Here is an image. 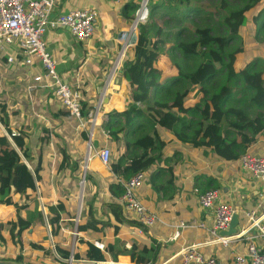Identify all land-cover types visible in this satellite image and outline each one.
Returning <instances> with one entry per match:
<instances>
[{"label": "trees", "instance_id": "16d2710c", "mask_svg": "<svg viewBox=\"0 0 264 264\" xmlns=\"http://www.w3.org/2000/svg\"><path fill=\"white\" fill-rule=\"evenodd\" d=\"M163 1L152 0L151 19L140 25L135 38L134 57L131 60L126 59L123 65L130 101L125 109L111 111L110 116L116 119L115 124H103L106 130H110L107 140L112 146L109 165L104 167L113 176L109 183L112 198L104 201L101 207V215L105 218L96 216V196L92 199L85 196L81 220L77 225L81 234L91 231L96 237L111 233L114 239L107 242L104 248L97 246L94 241H87V250L75 251V259L117 261L119 255L129 254L132 261L138 264L154 262L157 248L149 238L124 247V241L118 237L123 226L136 227L137 230L140 227L136 218L125 213L118 201V197L125 190L119 179L128 181L136 172L143 171L146 178L139 192L146 186L158 193L161 199L169 201L171 208L182 190L183 184L180 181L191 173L186 170L188 165L193 164V156L186 154L188 148L194 149L201 159L206 158L212 151L226 162H234L242 153L250 151L252 145L259 141L258 135L264 131L263 125L256 124L264 121V111L258 112L253 119L248 111L252 104L264 106V100H257V92L264 95V88H259L264 84V74L257 65L258 60H252L240 69L228 60V47L241 37L243 28L249 23L250 12L263 0H246L240 7L231 10L225 18L226 34L214 33L210 26L197 27L192 39L179 40L171 45L172 53L179 58L175 62L178 74L167 78L165 82L161 80L165 71L158 65L163 54L162 46L166 44L163 36L165 28L156 23L154 16L158 13L175 16L178 8L171 5L168 7L165 5L166 1ZM170 2L188 4V0ZM132 5L135 12L140 4ZM197 11V8L190 7L180 16L177 15L176 20L180 22L183 15L190 17L198 13ZM253 20L258 24L257 32L261 33L264 29V9L254 15ZM172 32L181 35L183 29H173ZM237 50L243 51L244 47ZM21 61L22 56L17 69L24 72V63ZM191 62L195 65L192 70L187 71ZM4 63L9 64L6 56ZM221 75H225V81L220 80ZM187 83L189 87L186 86ZM233 84H239L240 88H234ZM174 86L180 88L175 89ZM24 90L23 87L19 89L18 99L13 100L12 105L6 99L0 98V203L16 207L15 215L0 221V239H4V229L7 226L10 227L9 232L15 245H22L21 238L31 227L40 225L46 229L40 203L36 198L39 188L56 249L63 258H68L70 250L63 248L59 242L67 238L63 228L68 218H76V207L71 204V196L66 191H63L55 203L49 201V172L45 165L52 151L49 128L44 125L39 129L28 121L15 127L11 124L12 118L31 112L29 101L23 97ZM195 90L202 93L198 101L194 104L187 103L186 99ZM153 91L161 99H156L155 104L151 105L149 101ZM49 94L53 100L59 99L55 91ZM42 95L41 90L37 91V108L41 106L39 98ZM81 103L82 118L87 121L92 106H88L83 97ZM21 104L25 105L24 114L20 110ZM51 113L56 117L70 114L65 108L60 109L59 114ZM4 129L12 136V140ZM14 130L18 134L14 135ZM83 131V138L87 142V128ZM140 131L142 133L134 137V140L130 138ZM165 131H169L172 137L166 138ZM96 136L97 131L94 138ZM52 137L56 141L59 156L55 184L65 180L67 171H70L75 180L79 179L83 173V158L74 159L64 143V136L59 132H55ZM175 142L180 147L175 145L169 150L170 144ZM91 178L90 171L87 170L86 184ZM211 187H219L217 178L197 176V189L205 191ZM17 194L20 195L19 200L15 199ZM147 207L156 217H160L158 211L150 205ZM71 225H76L75 220H72ZM146 235L148 236L147 233ZM28 243L30 247L43 249L45 254L51 257L53 255L52 258L56 259L52 250L46 249L42 244L34 241ZM8 260L22 262L24 258L18 255Z\"/></svg>", "mask_w": 264, "mask_h": 264}, {"label": "crops", "instance_id": "0c3cea01", "mask_svg": "<svg viewBox=\"0 0 264 264\" xmlns=\"http://www.w3.org/2000/svg\"><path fill=\"white\" fill-rule=\"evenodd\" d=\"M140 2L141 0H55L54 16L86 7L97 8L100 12L95 35L87 42L77 41L68 30L63 28L51 30L46 34L48 48L57 59L59 72L71 84L80 87L82 97L88 106H92L91 110L98 104L104 89L106 76L112 70L113 64L121 51L122 43L119 36L128 29L135 15L132 4H140ZM133 57L134 47L129 49L127 55L122 59L120 73L116 76L115 83L119 84L120 88L114 89L111 87L107 91L100 110V119L97 123V136L94 138L97 147L106 145L112 151V146L103 133V130H105L103 124L106 122L109 125L115 124L116 119L110 116L111 111L113 109H125L130 101L128 81L123 74V65L126 59L131 60ZM4 58L5 55L0 53V98L6 99L9 105H12L13 100L18 99L19 89L23 87L25 88L23 97L24 99L27 98L31 106V112L24 114L25 105H20V110L24 116L20 115L12 118V126L15 127L28 121L36 128L42 129L44 125L49 128L52 151L45 163L46 171L49 172V201L55 203L57 198L62 196L63 191H66L71 196L70 202L76 207V214L78 215L79 208L80 213H82L84 197L88 196L89 199H92L96 196L94 201L96 216L105 218L101 215V207L104 201H110L112 198L109 191V183L112 181L113 176L98 158H96L98 161L93 159L89 163L88 170L92 178L88 180L87 184L86 180L84 184H81L83 173L79 179L75 180L70 171L66 172L63 182L55 184L54 181L59 156L56 141L52 137L53 134L59 132L64 136V143L67 144L68 150L72 153L74 159L83 158L84 170L88 142H85L86 139L83 138V130L87 128L88 132L90 129L89 117L85 121V127H83L79 119L71 114L68 116L60 115L59 117L53 116L52 113L50 114V112L59 114V110L64 108L61 106L59 99L55 101L50 98L49 93L54 92V90L47 87L46 83H42L38 84V87L30 95L28 87L30 84L35 83L33 74L24 64L25 71H18L19 61L5 64ZM40 90L43 95L39 98L41 106L37 108L35 99L37 91ZM196 91L193 92V95ZM262 96L264 97V95ZM198 99L195 96L191 104L196 103ZM257 100L263 101L264 98L259 96ZM165 136L166 138H171L172 134L169 131H165ZM175 145L180 147V144L175 142L170 144L169 150L173 149ZM262 145H264V140L259 139L257 143L252 145L250 151L257 154L262 153L264 152V149L261 148ZM186 154L193 156V164L188 165L186 169L191 173L180 181L183 186L175 205L169 208V201L161 199L158 193L146 186L140 192L138 189V199L146 207L150 205L158 211L160 217H157L154 224L147 228L144 234H139L136 227L123 226L118 235L124 241V247H130L133 243H140L142 239L147 238L155 244L157 248L156 259L153 260L154 262L151 261L146 264H176L181 259V251L193 245L200 246L207 256L214 255L224 261L230 259L232 251L245 249L247 241L244 237L236 240L229 248H225L222 244L213 241L214 236L210 229L214 226L215 214L212 209L203 208L199 204L196 191L197 176L206 175L218 179V188L221 189L222 195L220 201L233 204L239 214V225L236 227L237 233L258 234V227H253V220L259 219L260 223L264 224V190L260 184L254 182L248 177L246 172L241 170L238 161L226 162L212 151L206 158L201 159L197 152L190 148L186 150ZM184 157L187 156L185 155ZM119 180L121 182V179ZM19 198L20 195L17 194L15 199L19 200ZM36 198L40 203L46 229L44 230L40 225H36L35 228L31 227L28 233L22 236V245H15L9 232L10 227L7 226L4 229V239H0V261H9V258H15L14 255L19 254L23 256L28 264H68L65 261L67 258H63L58 253L55 239L50 232L51 226L49 224L48 227L46 223L45 216L47 217V212L39 188ZM162 200L164 203L161 202ZM121 205L123 206V204ZM123 208L125 213L136 218L134 213L128 212L124 206ZM15 211V205L0 203V221L3 222L15 215ZM23 214L25 215V212ZM72 220L74 218H68L63 228L67 238L59 242L63 248L70 250V254L72 251L85 252L88 248L87 241H94L97 246L104 248L107 242L114 239L111 233L106 236L95 237L91 231L87 234L79 233L80 236L74 237L72 231L76 225L74 227L71 225ZM201 222L206 224V227H200L199 224ZM258 240L261 241L262 237L258 238ZM29 241L38 242L46 249L52 250L56 259L52 258L53 255L51 257V255L45 254L43 249L30 247ZM10 262L14 264L13 261ZM114 262L115 264H138L132 261L129 254L119 255L118 260Z\"/></svg>", "mask_w": 264, "mask_h": 264}, {"label": "built area", "instance_id": "2783aa9c", "mask_svg": "<svg viewBox=\"0 0 264 264\" xmlns=\"http://www.w3.org/2000/svg\"><path fill=\"white\" fill-rule=\"evenodd\" d=\"M150 1L152 0H141L128 29L120 34L121 51L112 70L106 76L98 104L88 114L90 129L87 134L89 135L87 155L81 184L85 183L89 163L93 159L98 158L103 165H109L112 151L106 145L100 148L95 146V128L100 119V110L107 91L111 87L120 88V85L115 83L116 76L120 73L122 59L127 55V51L135 46V38L140 25L149 20ZM54 8L55 0H0V53L7 57L9 63L18 62L22 56L24 66L33 74L35 81L29 85L28 93L31 95L38 84L46 83L47 87L55 91L61 106L77 117L80 124L85 127L86 123L82 118L80 87L71 84L59 72L57 59L48 48L46 34L51 30L63 28L68 30L77 41L87 42L95 35L100 12L97 8L86 7L54 16ZM103 133L108 138L110 130L105 129ZM6 134L12 140V136L8 132ZM13 134H18V131L14 130ZM237 161L241 170L246 172L254 182L260 184L264 190V152L257 154L247 151L242 153ZM145 178L146 174L138 171L128 181L121 180L125 190L119 196L121 204L128 212L134 213L136 220L140 223L139 234H144L146 228L152 226L157 220L155 214L150 212L137 197V191ZM196 191L201 207L214 211L215 223L210 229L214 236L213 241L229 248L236 240L244 237L247 245L241 251H232L227 261L214 255L207 256L198 245L189 246L181 251V259L176 264H264V224L262 225L259 219L253 220V227H258V234L241 232L232 236L222 235V231L229 229L233 215L238 214L237 209L231 203L220 201L222 196L220 188H209L205 191L196 188ZM74 220L76 226L72 234L77 237L80 236L77 225L81 220V213ZM199 225L206 227L203 222ZM260 237H262L261 241L258 240ZM65 261L68 264H115L113 260H76L74 256Z\"/></svg>", "mask_w": 264, "mask_h": 264}, {"label": "rangeland", "instance_id": "374dc122", "mask_svg": "<svg viewBox=\"0 0 264 264\" xmlns=\"http://www.w3.org/2000/svg\"><path fill=\"white\" fill-rule=\"evenodd\" d=\"M156 1H163V0H156ZM166 1V2H165ZM172 0H164L166 6L170 7L174 6L178 8L177 15H181L185 12L186 9H189L190 7H195L198 9V13H194L192 16L183 15L182 20L178 22L176 19L177 15H168V13H165V16L158 13L155 15L154 19L156 23L160 26L165 28V34L163 35L166 39V44L162 46L163 54L161 55L158 65L161 66L164 71V77L161 79L163 82H165L168 79L172 78L171 76H176L178 74V69L175 66V62L179 59L174 56L172 53L170 46L176 44L179 40H190L194 37L195 29L197 27H203V26H210L213 28L214 33H221L226 34L227 33V26L225 23V18L229 15L230 11L240 7L246 0H188V4H175L174 2H170ZM152 3V1H150ZM155 2V1H154ZM150 3V7H151ZM188 6H190L188 8ZM264 9V0L255 6L253 8V11L249 14V23L246 27L242 30V35L240 38L235 40L230 44L228 47V53L229 57L228 60L230 63H233L235 66L238 67V69L245 67L249 62L252 60H258L257 65L263 70L264 74V29L261 33L257 32L258 24L253 20V16L256 15L260 10ZM151 19V15L149 17V20ZM182 28L183 32L181 35H177L176 33L172 32L173 29H179ZM170 32V33H168ZM241 46L244 47L243 51H238L237 49ZM194 63L191 62L189 67L187 68V71L192 70L194 67ZM60 70V69H59ZM220 80L225 81V75L220 76ZM185 85V83L183 84ZM234 88H237L239 86L233 84ZM186 86L189 87V84L187 83ZM175 87V86H174ZM179 89L180 86H176L175 89ZM184 88V87H183ZM198 88V87H197ZM196 88V89H197ZM240 88V87H238ZM260 90L264 88V84L259 87ZM235 91H237L235 89ZM192 91L188 98L186 99L187 103H192L194 100L193 98L197 96L200 97V93H194L193 95ZM154 91L152 92L151 101L149 103L151 105L155 104V100L161 99V97H157L154 95ZM162 92H160V96ZM240 93V92H239ZM242 95H239L241 97ZM257 96L264 98L261 94L257 92ZM250 116L253 118H256V115L260 111H264V106L258 107L255 104H252L251 107L248 109ZM256 124H261L264 126V121L261 123L256 122ZM264 128V127H263ZM97 131V125L95 128ZM142 131L134 134L132 137H130L132 140H134V137L140 135ZM89 136V135H88ZM260 140H264V131L258 135ZM88 141V137H87ZM95 143V142H94ZM95 146L97 147L96 143ZM100 148V147H99ZM264 149V145L261 147ZM95 160L98 161V159L95 158ZM17 252V251H16ZM29 254V253H28ZM74 254V251L69 255L67 259H70ZM19 255V254H18ZM16 255V256H18ZM14 255V257H16ZM14 264H28L25 260L22 262H13Z\"/></svg>", "mask_w": 264, "mask_h": 264}, {"label": "water", "instance_id": "95a60500", "mask_svg": "<svg viewBox=\"0 0 264 264\" xmlns=\"http://www.w3.org/2000/svg\"><path fill=\"white\" fill-rule=\"evenodd\" d=\"M26 161V160H25ZM27 162V161H26ZM31 168V167H30ZM80 213V208L78 209V214ZM45 219H46V223L49 227V223H48V220H47V217L45 216ZM239 225V215L237 213H235L232 217V220H231V223H230V227L228 230H224L221 232L222 235H225V236H232V235H235L237 232V229L236 227ZM51 232V231H50ZM0 264H12V262L10 261H0Z\"/></svg>", "mask_w": 264, "mask_h": 264}, {"label": "bare ground", "instance_id": "6f19581e", "mask_svg": "<svg viewBox=\"0 0 264 264\" xmlns=\"http://www.w3.org/2000/svg\"><path fill=\"white\" fill-rule=\"evenodd\" d=\"M117 93V92H116Z\"/></svg>", "mask_w": 264, "mask_h": 264}]
</instances>
